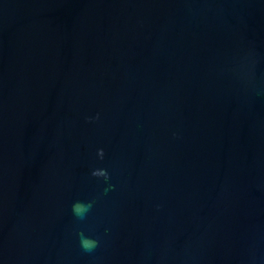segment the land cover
I'll use <instances>...</instances> for the list:
<instances>
[{
	"label": "water",
	"instance_id": "obj_1",
	"mask_svg": "<svg viewBox=\"0 0 264 264\" xmlns=\"http://www.w3.org/2000/svg\"><path fill=\"white\" fill-rule=\"evenodd\" d=\"M0 264H264V0H0Z\"/></svg>",
	"mask_w": 264,
	"mask_h": 264
},
{
	"label": "clouds",
	"instance_id": "obj_2",
	"mask_svg": "<svg viewBox=\"0 0 264 264\" xmlns=\"http://www.w3.org/2000/svg\"><path fill=\"white\" fill-rule=\"evenodd\" d=\"M91 208V202L84 203L77 201L72 205V214L77 220H84L87 214L90 212ZM80 239L82 249L88 253L93 252L99 245V241L97 239L84 237L82 233L80 234Z\"/></svg>",
	"mask_w": 264,
	"mask_h": 264
}]
</instances>
